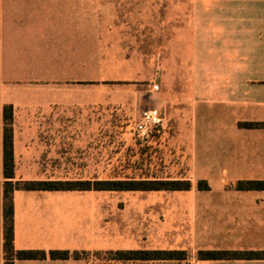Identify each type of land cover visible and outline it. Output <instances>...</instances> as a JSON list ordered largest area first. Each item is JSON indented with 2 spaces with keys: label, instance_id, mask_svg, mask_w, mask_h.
<instances>
[{
  "label": "crops",
  "instance_id": "1",
  "mask_svg": "<svg viewBox=\"0 0 264 264\" xmlns=\"http://www.w3.org/2000/svg\"><path fill=\"white\" fill-rule=\"evenodd\" d=\"M145 87L186 89L185 113H169L173 140L208 186L188 179L183 195L196 201L185 244L169 249L264 250V190L235 186L264 180V127L239 125L264 122V0H0V264L3 105L13 109L15 179L92 182L67 169L98 167L99 119L111 115L99 107L136 109ZM20 168L40 171L22 176ZM99 191L15 189L14 247L79 255L13 264H92L101 251L159 249L100 229ZM155 260L171 259L145 261Z\"/></svg>",
  "mask_w": 264,
  "mask_h": 264
},
{
  "label": "rangeland",
  "instance_id": "2",
  "mask_svg": "<svg viewBox=\"0 0 264 264\" xmlns=\"http://www.w3.org/2000/svg\"><path fill=\"white\" fill-rule=\"evenodd\" d=\"M144 90L143 102L136 109L128 105L99 107L100 112L107 111L111 115L108 119H99L98 167L67 169V176L92 179L96 176L98 180L190 179L196 186L201 185L187 168L184 144L179 145L173 140L177 130L175 120L169 116L171 110L185 113L186 89L153 91L145 87ZM159 92L163 98L158 96ZM119 99L123 100V97H113V100ZM145 107L160 110L165 119L164 127L140 140L132 133V126L136 114ZM183 133L181 128V140L185 142ZM39 171L37 168H20L18 174L31 176ZM98 195L99 228L105 233L111 232L114 237L128 235L129 239L133 238L131 243L139 241L137 243L141 245L159 249L184 246L188 208L192 201H196L195 195H183L182 190H102ZM107 256H110L107 251L98 252L92 264H201L196 252L186 254L182 259L167 261L127 259L106 262Z\"/></svg>",
  "mask_w": 264,
  "mask_h": 264
},
{
  "label": "trees",
  "instance_id": "3",
  "mask_svg": "<svg viewBox=\"0 0 264 264\" xmlns=\"http://www.w3.org/2000/svg\"><path fill=\"white\" fill-rule=\"evenodd\" d=\"M12 105L4 104L2 108V252L3 264H13L16 259H41L77 257V252L68 250L42 249H16L13 244V205L12 192L15 189L25 190H59V189H97V190H185L190 186L188 179L168 180H120L103 179L92 182L86 180H23L15 179L13 149H12ZM243 127H264V122H240ZM153 130L152 134L158 133ZM197 187L207 189L204 180H200ZM237 189L241 190H264L263 179L237 180ZM111 258L115 259H182L186 256L184 250L177 249H133L109 251ZM196 255L200 259H263L264 250H220V249H199Z\"/></svg>",
  "mask_w": 264,
  "mask_h": 264
},
{
  "label": "built area",
  "instance_id": "4",
  "mask_svg": "<svg viewBox=\"0 0 264 264\" xmlns=\"http://www.w3.org/2000/svg\"><path fill=\"white\" fill-rule=\"evenodd\" d=\"M164 116L157 107H145L137 115L132 133L140 140H145L153 130H159L163 125Z\"/></svg>",
  "mask_w": 264,
  "mask_h": 264
}]
</instances>
